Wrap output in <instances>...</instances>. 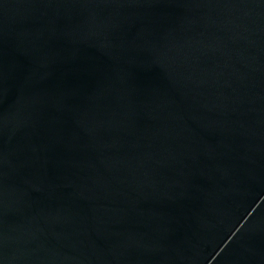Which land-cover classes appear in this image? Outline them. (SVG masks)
I'll return each instance as SVG.
<instances>
[{
    "label": "water",
    "instance_id": "water-1",
    "mask_svg": "<svg viewBox=\"0 0 264 264\" xmlns=\"http://www.w3.org/2000/svg\"><path fill=\"white\" fill-rule=\"evenodd\" d=\"M0 264H264V0H0Z\"/></svg>",
    "mask_w": 264,
    "mask_h": 264
}]
</instances>
